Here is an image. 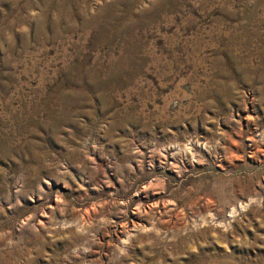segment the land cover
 I'll list each match as a JSON object with an SVG mask.
<instances>
[{"label":"rangeland","instance_id":"obj_1","mask_svg":"<svg viewBox=\"0 0 264 264\" xmlns=\"http://www.w3.org/2000/svg\"><path fill=\"white\" fill-rule=\"evenodd\" d=\"M0 264H264V0H0Z\"/></svg>","mask_w":264,"mask_h":264}]
</instances>
